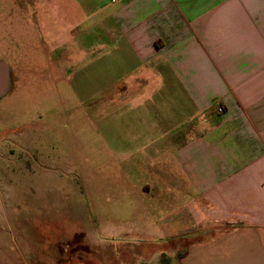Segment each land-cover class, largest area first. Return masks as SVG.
<instances>
[{"label":"crops","instance_id":"obj_1","mask_svg":"<svg viewBox=\"0 0 264 264\" xmlns=\"http://www.w3.org/2000/svg\"><path fill=\"white\" fill-rule=\"evenodd\" d=\"M24 1L27 14L59 22L78 49L88 38L106 50L109 80L146 88L158 80L157 136L136 147L156 145L162 155L150 187L172 206L168 242L188 240L185 250L170 249L161 262L165 252H147L124 233L118 254L89 239L88 261L264 264V0ZM160 100L170 103L167 118Z\"/></svg>","mask_w":264,"mask_h":264},{"label":"rangeland","instance_id":"obj_2","mask_svg":"<svg viewBox=\"0 0 264 264\" xmlns=\"http://www.w3.org/2000/svg\"><path fill=\"white\" fill-rule=\"evenodd\" d=\"M27 8L0 0V77L10 80L0 95V264H107L88 261L89 239L118 254L124 233L165 252L161 262L182 254L188 240L168 242V197L150 187L156 145L136 147L157 136L158 80H109L106 50L88 38L78 49ZM159 104L167 118L170 103Z\"/></svg>","mask_w":264,"mask_h":264},{"label":"water","instance_id":"obj_3","mask_svg":"<svg viewBox=\"0 0 264 264\" xmlns=\"http://www.w3.org/2000/svg\"><path fill=\"white\" fill-rule=\"evenodd\" d=\"M1 80H0V95L4 94L6 89L8 88V80L6 78V76H1L0 77Z\"/></svg>","mask_w":264,"mask_h":264},{"label":"flooded vegetation","instance_id":"obj_4","mask_svg":"<svg viewBox=\"0 0 264 264\" xmlns=\"http://www.w3.org/2000/svg\"><path fill=\"white\" fill-rule=\"evenodd\" d=\"M8 82H10V80Z\"/></svg>","mask_w":264,"mask_h":264}]
</instances>
